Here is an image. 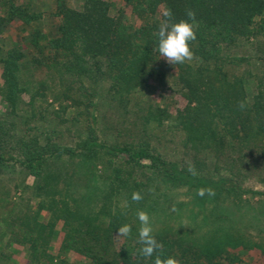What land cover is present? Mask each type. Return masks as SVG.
<instances>
[{
	"label": "trees",
	"instance_id": "16d2710c",
	"mask_svg": "<svg viewBox=\"0 0 264 264\" xmlns=\"http://www.w3.org/2000/svg\"><path fill=\"white\" fill-rule=\"evenodd\" d=\"M124 2L134 21L112 0L0 2V264H153L138 210L179 264L264 256V0ZM169 9L196 13L183 64L158 53ZM14 21L22 41L3 34Z\"/></svg>",
	"mask_w": 264,
	"mask_h": 264
},
{
	"label": "clouds",
	"instance_id": "9594fccd",
	"mask_svg": "<svg viewBox=\"0 0 264 264\" xmlns=\"http://www.w3.org/2000/svg\"><path fill=\"white\" fill-rule=\"evenodd\" d=\"M172 12L167 10L163 12L164 21L159 25V30L155 35L158 37V53L160 57L172 65L183 64L191 61L194 58V53L190 46L191 41L197 39L196 34V13L192 9L186 10L188 19H181L178 22H172ZM191 21V22H189ZM239 107L243 109L245 104L239 103ZM188 171L190 174L195 175L194 165L189 164ZM214 195V190L211 188L198 189V195L204 196ZM143 199L139 192L132 194V200L139 202ZM137 219L139 221L138 242L142 245L140 253L145 258L155 256L153 264H179L174 257H164L158 253L162 249V245L157 241L153 235V227L151 224L149 214L144 210H138ZM132 226L124 224L118 228L117 238H124L130 235Z\"/></svg>",
	"mask_w": 264,
	"mask_h": 264
},
{
	"label": "rangeland",
	"instance_id": "374dc122",
	"mask_svg": "<svg viewBox=\"0 0 264 264\" xmlns=\"http://www.w3.org/2000/svg\"><path fill=\"white\" fill-rule=\"evenodd\" d=\"M2 0H0L1 2ZM26 2H33L34 3H37V5L40 6V4L42 5V2H46V0H25ZM113 1V9H114V12L115 13H120V10L121 9H124L125 13H126V18L130 21H134V17L132 16V13L130 11V9H128L125 5V2L124 0H112ZM26 32L23 30L22 26L20 25V21H14L12 23H10L4 30L3 34L5 36H8L10 37L13 41H22L21 37L23 38V35L25 34ZM27 39L24 38L23 39V42H24V46H25V43H26ZM150 97L156 101H165L167 103L170 104V106L175 109V107H178V106H183L184 105V100L179 96V94H171L170 92H163L161 91V88L155 90V91H152L149 93ZM32 179L30 178L29 182H31ZM246 197H249L251 198V201L254 202V204H256V202L258 201L257 199L258 198H254L252 196H246ZM59 229H60V226H59ZM251 240H253L254 242L257 240L260 241V239L262 241H264V234L262 237H260L255 231H253V234L251 233ZM121 239V238H120ZM123 239V238H122ZM62 241V236L60 235L56 242L54 243V247H53V250L52 252L55 253V254H58L59 253V246H60V243ZM254 242L253 245H254ZM123 243V240L121 242V244ZM239 249V248H237ZM26 252L25 251H22L18 254L15 255V258L17 259V261L19 262V264H27V260H26ZM68 257L72 258V259H75L76 261H84L85 263L89 262L88 259H86L85 257H83L82 255L80 254H77L76 252H69L68 254ZM240 260L234 262V263H231L230 260H227V259H224L222 258L220 260L221 263H218V264H245V263H256V264H263L264 263V256L263 254L260 252L259 249L255 248V247H252L250 250H248V252L246 254H242L240 256Z\"/></svg>",
	"mask_w": 264,
	"mask_h": 264
}]
</instances>
